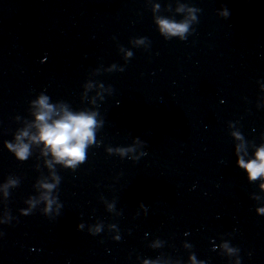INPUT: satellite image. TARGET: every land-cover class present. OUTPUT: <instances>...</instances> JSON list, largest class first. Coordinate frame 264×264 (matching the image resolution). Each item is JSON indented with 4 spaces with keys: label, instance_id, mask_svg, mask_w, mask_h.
I'll return each mask as SVG.
<instances>
[{
    "label": "water",
    "instance_id": "obj_1",
    "mask_svg": "<svg viewBox=\"0 0 264 264\" xmlns=\"http://www.w3.org/2000/svg\"><path fill=\"white\" fill-rule=\"evenodd\" d=\"M158 19L188 20L186 39ZM41 92L102 122L75 170L4 147ZM262 144L264 0H0V185L19 182L0 192V264H239L225 243L264 264V180L237 166Z\"/></svg>",
    "mask_w": 264,
    "mask_h": 264
},
{
    "label": "clouds",
    "instance_id": "obj_2",
    "mask_svg": "<svg viewBox=\"0 0 264 264\" xmlns=\"http://www.w3.org/2000/svg\"><path fill=\"white\" fill-rule=\"evenodd\" d=\"M156 8L159 5L155 6ZM177 11H183V7ZM224 16L228 15V11L223 12ZM196 17L192 16L191 20ZM157 24L159 30L165 38L174 36L180 37L181 40L186 39L190 22L188 20L176 22L168 19H158ZM129 57L131 53L127 54ZM50 97L44 92H41L35 99L30 101L29 107L32 120L23 128L18 129L12 141H5L4 147L18 161L24 162L31 156L32 145H42L41 154L45 157L50 156L51 159L45 161L46 166L52 169L55 164H59L64 168L75 170L79 165L86 160L88 148L96 143V129L102 122L97 120V113L91 111H72L66 104H54L50 102ZM19 119V117H16ZM236 139H242L239 133H233ZM243 149V145H237L236 151ZM109 151H113L109 149ZM120 155H125L128 152L134 151L132 148H119L115 150ZM237 166L242 168L247 174L249 181L264 180V144L256 148L253 157L247 161L238 155ZM18 181L7 179L0 185V192L5 197L9 195V189L16 187ZM60 183V178L55 174L52 175V182L47 180L38 182L39 189L42 190L40 199L45 203L44 213H48L52 209V205L56 203V197L52 195ZM29 208L20 209V215L28 216L31 214V209L35 207L37 201L29 199L27 201ZM59 207V206H58ZM264 211V207L261 208ZM11 217L7 213L3 218H0V225L11 222ZM83 228V224H78L77 229ZM101 231L97 226L91 230L92 235H96ZM3 232H0V237ZM119 240V237H116ZM227 251L231 253H239V264H246L247 257L244 255L245 248H231L227 243L223 245ZM190 264H203V261L198 262L195 255L189 256ZM143 264H155L151 260H144Z\"/></svg>",
    "mask_w": 264,
    "mask_h": 264
}]
</instances>
